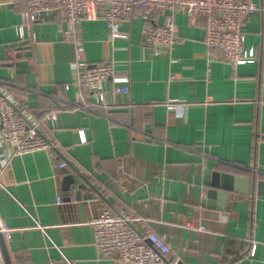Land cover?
Segmentation results:
<instances>
[{"label":"crops","instance_id":"0c3cea01","mask_svg":"<svg viewBox=\"0 0 264 264\" xmlns=\"http://www.w3.org/2000/svg\"><path fill=\"white\" fill-rule=\"evenodd\" d=\"M251 1L260 10L246 21L244 45L255 56L237 76L208 59L201 18L176 13L178 41L157 56L141 39L143 22L124 18L111 38L102 19H84L77 31L85 60H113L130 82L127 93L106 82L107 92L88 94L83 108L61 15L28 24L25 0H0V87L37 123L58 112L42 127L58 144L55 158L0 147V225L8 229L0 236L10 264H112L93 245L90 222L104 209L158 233L173 260L264 264V193L254 187L225 199L219 189L209 196L204 183L206 169L264 181V0ZM169 101L177 107L168 110Z\"/></svg>","mask_w":264,"mask_h":264},{"label":"built area","instance_id":"2783aa9c","mask_svg":"<svg viewBox=\"0 0 264 264\" xmlns=\"http://www.w3.org/2000/svg\"><path fill=\"white\" fill-rule=\"evenodd\" d=\"M27 10L23 12L24 23L44 21L60 14L66 24L67 39L72 41L74 58L71 66V85L79 92L75 104L88 108V94L106 93L105 83H111L116 93L129 91L130 78L119 75L116 63L110 60L104 64H89L84 57L83 41L78 37V25L84 19H102L111 38L121 35L124 18L143 22L141 39L152 55L170 53L178 41L176 13H184L190 19L204 20V43L208 59L225 61L237 76L239 65L255 56L254 49L244 45L245 24L251 14L260 7L251 0H25ZM155 16L163 21L152 23ZM19 39L25 35L19 26ZM174 59H171L173 61ZM170 78H174L171 76ZM69 86V85H68ZM67 87V85H66ZM168 110L177 107L176 101L166 103ZM58 118V112L46 114L37 123L32 113L21 108L16 95L0 87V147L9 145L11 156L35 151H45L55 158L58 144L43 132L42 127L51 125ZM3 163H0L2 167ZM65 167V161L59 164ZM60 201V198L57 199ZM135 219L127 212L104 209L90 222L93 228V245L112 264H174L172 248L156 232L149 229L137 230L131 226ZM203 230L202 226L197 227ZM0 225V232H7ZM0 264H5L0 251ZM49 264H72L50 261Z\"/></svg>","mask_w":264,"mask_h":264},{"label":"water","instance_id":"95a60500","mask_svg":"<svg viewBox=\"0 0 264 264\" xmlns=\"http://www.w3.org/2000/svg\"><path fill=\"white\" fill-rule=\"evenodd\" d=\"M212 173L216 175L213 180L211 177ZM65 181L66 183H69L72 181V178L70 176H67ZM204 183L212 188L208 190L209 196L215 194L217 192L216 190L219 189L223 193L221 196L225 199L228 198L230 192L248 195L253 191L254 187L257 188L256 191L258 194L264 193V181H256L255 179H252L250 177H244L241 175H235L226 172H212L209 169H206L204 171ZM0 246L5 264H10V260L1 240V236ZM174 264L185 263L182 260L178 259Z\"/></svg>","mask_w":264,"mask_h":264}]
</instances>
